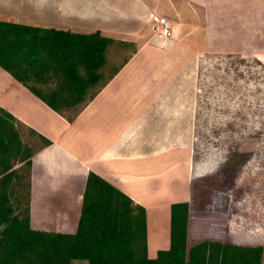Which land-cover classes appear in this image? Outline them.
<instances>
[{
	"label": "crops",
	"instance_id": "0c3cea01",
	"mask_svg": "<svg viewBox=\"0 0 264 264\" xmlns=\"http://www.w3.org/2000/svg\"><path fill=\"white\" fill-rule=\"evenodd\" d=\"M10 1L0 0V5L14 10ZM28 1L49 4L69 18L51 16V23L36 24L100 31L113 38L110 29L121 26L135 45L117 73L92 89L94 96L88 95L72 120L0 66V106L52 141L44 145L39 139L33 156L31 226L76 233L92 171L146 208L148 255L156 258L170 247L172 204L188 201L191 180L204 174L194 173L201 169L194 161L202 123L198 76L203 29H195L192 37L199 40L192 41L175 14L162 11L164 0ZM185 1L213 14L211 0ZM0 16L22 20L17 13ZM160 17L170 21L172 36L155 31Z\"/></svg>",
	"mask_w": 264,
	"mask_h": 264
},
{
	"label": "trees",
	"instance_id": "16d2710c",
	"mask_svg": "<svg viewBox=\"0 0 264 264\" xmlns=\"http://www.w3.org/2000/svg\"><path fill=\"white\" fill-rule=\"evenodd\" d=\"M114 41L100 31L77 32L0 16V66L70 120L88 95L94 96L92 89L117 73L118 68L104 79L106 51ZM70 110L76 113L67 115ZM19 123L0 106V264H264L263 243L234 241L225 201L212 208L201 191L208 180L203 176L191 180L188 201L172 204L170 247L156 258L148 255L146 208L92 171L77 232L34 229L31 174L37 147L23 140ZM29 132L44 145L52 143L32 128ZM216 219L218 233L211 223Z\"/></svg>",
	"mask_w": 264,
	"mask_h": 264
},
{
	"label": "rangeland",
	"instance_id": "374dc122",
	"mask_svg": "<svg viewBox=\"0 0 264 264\" xmlns=\"http://www.w3.org/2000/svg\"><path fill=\"white\" fill-rule=\"evenodd\" d=\"M164 1L167 6L162 11L171 17L174 13L192 41L199 40L198 35L192 37L195 29H203L204 52L198 76L202 123L194 161L201 166L195 176L200 171L208 178L201 191L212 208L215 202L225 201L224 215L235 242L264 244V0H211L212 15L185 0ZM9 5L14 10L0 5V13H17L24 22L49 24L51 16L69 20L49 4L11 0ZM120 27L110 29L115 32V41L107 49L104 79L135 50L134 41ZM155 29L161 31L156 25ZM75 113L66 112L70 116ZM18 125L23 140L37 147L39 138ZM21 190L25 195V187ZM213 216L210 212V219ZM218 222L211 221L217 233L219 228L214 226ZM73 264L89 263L77 260Z\"/></svg>",
	"mask_w": 264,
	"mask_h": 264
},
{
	"label": "built area",
	"instance_id": "2783aa9c",
	"mask_svg": "<svg viewBox=\"0 0 264 264\" xmlns=\"http://www.w3.org/2000/svg\"><path fill=\"white\" fill-rule=\"evenodd\" d=\"M156 27L162 31L165 36H171L174 33L173 27L165 17L156 18Z\"/></svg>",
	"mask_w": 264,
	"mask_h": 264
}]
</instances>
